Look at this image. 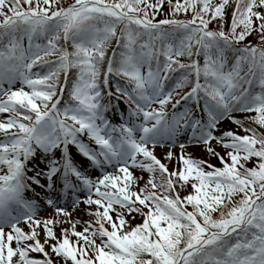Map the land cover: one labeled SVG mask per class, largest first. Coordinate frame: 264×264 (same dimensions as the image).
I'll return each mask as SVG.
<instances>
[{"label": "snow or ice", "instance_id": "1", "mask_svg": "<svg viewBox=\"0 0 264 264\" xmlns=\"http://www.w3.org/2000/svg\"><path fill=\"white\" fill-rule=\"evenodd\" d=\"M0 114V264H264V0H0Z\"/></svg>", "mask_w": 264, "mask_h": 264}, {"label": "rangeland", "instance_id": "2", "mask_svg": "<svg viewBox=\"0 0 264 264\" xmlns=\"http://www.w3.org/2000/svg\"><path fill=\"white\" fill-rule=\"evenodd\" d=\"M165 8L167 10V7H165ZM256 38L258 39V37H256ZM257 42H259V40ZM5 118H6V114H0V119H5ZM241 118H242V116H241ZM230 124H233V123L230 122ZM228 130H236V128L230 127ZM213 147H217V146L213 144ZM217 150L221 151V154H223V150L222 149L217 147ZM173 151L176 152V153H179V149H174ZM189 152L191 154H193V156L195 158H202V159L208 160L210 163H212V164H214L216 166H220L219 161L216 158H214V157H210L209 154L206 152L204 147H197V148L191 147V148H189ZM157 155H158V157H160L163 160V158L165 156V150H157ZM164 162L167 163L166 160ZM171 167L174 169L175 168V164H173ZM147 178H148V176L146 175L145 179H147ZM50 215H44L41 218H50ZM74 217L76 219H80V220L85 221V222L88 221V219H89V217L87 215H85V213L82 212V211L74 213ZM137 220L139 222V217L137 218ZM65 227H70V225L66 224ZM81 228H82V225L81 224H77V230L79 231V230H81ZM25 230L27 231L28 229L25 228ZM57 234L58 235L60 234V229H57ZM43 239H44V237L42 235L41 236V241L42 242H43ZM49 251H50V249H49ZM31 255L33 257L39 258V256H38L39 254L32 253ZM53 260L56 261V264H61V262L59 260H57L55 255H53Z\"/></svg>", "mask_w": 264, "mask_h": 264}, {"label": "trees", "instance_id": "3", "mask_svg": "<svg viewBox=\"0 0 264 264\" xmlns=\"http://www.w3.org/2000/svg\"><path fill=\"white\" fill-rule=\"evenodd\" d=\"M69 1L70 0H64V3L67 4ZM166 5L167 4H165V7H167ZM165 11H167L166 8H165ZM250 40H251L252 43H255V42L258 41V39L256 38V36L251 37Z\"/></svg>", "mask_w": 264, "mask_h": 264}]
</instances>
